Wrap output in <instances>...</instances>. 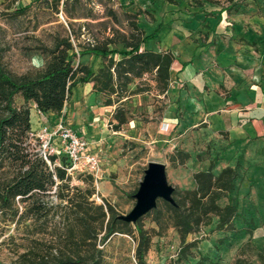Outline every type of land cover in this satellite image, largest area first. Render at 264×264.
<instances>
[{
    "label": "trees",
    "instance_id": "16d2710c",
    "mask_svg": "<svg viewBox=\"0 0 264 264\" xmlns=\"http://www.w3.org/2000/svg\"><path fill=\"white\" fill-rule=\"evenodd\" d=\"M15 1L18 0L10 3ZM11 4L6 9H11ZM59 5L60 0L53 1L54 14H58ZM26 9L15 8L2 15L15 18L25 14ZM61 12L67 20L66 27L59 24L58 30L43 39L28 36L31 42L20 51L26 58L41 56L42 65H31L21 73L12 71L6 63L12 46L6 40V30L0 26V223L3 225L0 235L12 226L8 239L14 242L20 233L18 238L24 243L15 244L11 260L0 264H104L101 246L116 234L132 237L136 263L147 264L145 257L152 237L168 227L177 233L178 257L186 258L197 244L196 239L187 241V237L214 219L216 231L229 232L233 238L247 235L249 241L253 222L247 221L240 228L234 224L239 217L233 195L238 176L235 164L214 173L215 163L210 162L207 168L192 173L191 189L170 185L171 201L157 197L153 208L133 221H126L106 200L96 203L92 199L95 194L92 175L79 177L83 187L74 185L67 167L56 164L58 155L48 157L50 164L42 158L30 136L32 104L42 114L60 115L72 88L90 82L95 92L108 96L106 104L111 105L110 96L115 95L118 100L126 93L127 85L144 74H152L159 92H163L168 87L172 62L168 52L144 49L156 31L142 34L137 25L141 10L122 13L131 26L128 35L112 28L111 37L82 46L77 52L70 39L73 33L69 20L80 16L68 9L67 0H63ZM107 14L118 22L111 8ZM38 26L35 24L32 30ZM85 54L104 60L96 74L89 65H74L76 55ZM113 118L115 130L126 122L121 107L115 108ZM189 157L187 151L176 148L167 159L172 164L183 165ZM139 184L130 197H134ZM221 200L225 202L221 204ZM145 217H150L157 228H144ZM234 264L242 263L236 259Z\"/></svg>",
    "mask_w": 264,
    "mask_h": 264
},
{
    "label": "rangeland",
    "instance_id": "374dc122",
    "mask_svg": "<svg viewBox=\"0 0 264 264\" xmlns=\"http://www.w3.org/2000/svg\"><path fill=\"white\" fill-rule=\"evenodd\" d=\"M54 0H18L10 3V0H0V26L6 30L5 37L12 46L7 54L8 67L21 73L35 62L34 55L26 58L20 51L31 40L28 36L35 35L41 39L47 34L58 30V25L66 27V18L61 12L60 0L59 12H53ZM79 4L73 0H67L68 9L80 18H74L72 22L71 41L74 50H81L82 46L89 43L101 42L113 35L112 28L128 35L131 31L128 19L122 13L125 12V3L119 0H79ZM183 8L195 6V0H179ZM226 2L227 0H221ZM11 4V9H6ZM194 4V5H193ZM27 8L25 14L10 18L7 14L15 8ZM111 8L118 22L107 14ZM144 17L149 22L150 14ZM86 14H89L87 17ZM86 16V17H85ZM48 21H51L48 23ZM38 24L36 30H32ZM137 25L146 33V22L138 20ZM120 48L119 45H115ZM113 47V46H112ZM80 56L76 55L74 65ZM116 59L119 56H115ZM104 65L100 58L97 65L93 66L96 74ZM159 90L153 80L152 74H144L141 78H135L127 85V91L118 100L115 95L110 96L112 104L102 115V137L95 147L90 150L97 155L99 160V172L93 177L95 194L92 199L96 203L106 200L112 204L117 213L127 215L132 209L135 198L130 197L133 190L141 182L144 170L150 162L164 164L166 182L168 185L181 189L193 187L192 173L207 168L210 162H214L213 172L217 173L223 164L219 154L224 149V141L216 136L200 129H189L187 132L175 130H159L162 115L166 104L159 94ZM101 94V93H100ZM102 104H106L108 96L101 94ZM17 103H20L17 101ZM116 107H121L126 116V122L118 130L114 129L116 121L113 118ZM72 108V107H71ZM82 112H86L80 108ZM63 120V119H62ZM85 138V137H84ZM185 150L190 157L183 165L172 164L167 156L174 149ZM238 176L236 189L233 193L237 203L239 217L235 220L236 228L246 226L247 221H252V237L233 238L229 232L216 231L215 219L208 226L189 235L187 241L197 240L195 247L191 248V255L186 258L178 257L179 240L177 233L171 227L163 230L159 235L151 239V246L146 254L147 264H234L236 259L242 264H264V159L258 154H240L234 158ZM233 162H231L232 164ZM56 164L70 167L64 155H58ZM232 164V166L234 165ZM72 184L84 186L79 179L87 173L74 168L68 172ZM225 200H221L223 204ZM144 228H157L150 217L143 219ZM3 226L0 223V227ZM12 233V226L6 228L0 235V261L8 262L12 258V250L15 244L23 243L19 233L14 242L8 239ZM24 244V243H23ZM102 247L104 264H137L134 258L135 242L132 237L116 234L107 239Z\"/></svg>",
    "mask_w": 264,
    "mask_h": 264
},
{
    "label": "crops",
    "instance_id": "0c3cea01",
    "mask_svg": "<svg viewBox=\"0 0 264 264\" xmlns=\"http://www.w3.org/2000/svg\"><path fill=\"white\" fill-rule=\"evenodd\" d=\"M119 1L128 13L142 11L138 20L146 22L145 35L156 31L144 49L172 56L168 87L159 93L166 104L159 130L183 134L199 127L216 136L225 143L221 168L232 166L240 154L264 159V0H195L188 10L179 0ZM34 58L33 65L41 66V56ZM98 61L99 56L85 54L76 63L93 70ZM100 95L92 83H78L60 115L42 114L32 104V131L51 130L61 116L95 147L109 107Z\"/></svg>",
    "mask_w": 264,
    "mask_h": 264
},
{
    "label": "built area",
    "instance_id": "2783aa9c",
    "mask_svg": "<svg viewBox=\"0 0 264 264\" xmlns=\"http://www.w3.org/2000/svg\"><path fill=\"white\" fill-rule=\"evenodd\" d=\"M163 131L166 127L161 128ZM36 143V150L48 163L51 155H64L69 166L66 170L77 168L83 173L97 177L99 172V160L89 148L85 138L74 129L64 125L60 116L53 128L49 130L46 126H41L37 131H33Z\"/></svg>",
    "mask_w": 264,
    "mask_h": 264
},
{
    "label": "water",
    "instance_id": "95a60500",
    "mask_svg": "<svg viewBox=\"0 0 264 264\" xmlns=\"http://www.w3.org/2000/svg\"><path fill=\"white\" fill-rule=\"evenodd\" d=\"M172 187L167 184L164 164L150 162L144 170L143 178L137 192L134 194L135 203L127 215L121 216L126 221H133L155 206L157 197L171 201Z\"/></svg>",
    "mask_w": 264,
    "mask_h": 264
}]
</instances>
